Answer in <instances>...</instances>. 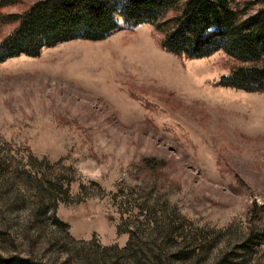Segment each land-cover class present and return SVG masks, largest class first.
<instances>
[{
  "label": "rangeland",
  "instance_id": "1",
  "mask_svg": "<svg viewBox=\"0 0 264 264\" xmlns=\"http://www.w3.org/2000/svg\"><path fill=\"white\" fill-rule=\"evenodd\" d=\"M160 38L121 18L0 62L5 260L264 264V93L218 83L237 63L225 51Z\"/></svg>",
  "mask_w": 264,
  "mask_h": 264
},
{
  "label": "trees",
  "instance_id": "2",
  "mask_svg": "<svg viewBox=\"0 0 264 264\" xmlns=\"http://www.w3.org/2000/svg\"><path fill=\"white\" fill-rule=\"evenodd\" d=\"M20 0H0V62L38 56L46 46L99 40L120 25L151 23L160 45L178 56L201 58L218 50L237 63L218 83L264 93V0H37L23 11H4ZM21 257L0 264L23 263Z\"/></svg>",
  "mask_w": 264,
  "mask_h": 264
},
{
  "label": "bare ground",
  "instance_id": "3",
  "mask_svg": "<svg viewBox=\"0 0 264 264\" xmlns=\"http://www.w3.org/2000/svg\"><path fill=\"white\" fill-rule=\"evenodd\" d=\"M174 74V73H173Z\"/></svg>",
  "mask_w": 264,
  "mask_h": 264
}]
</instances>
